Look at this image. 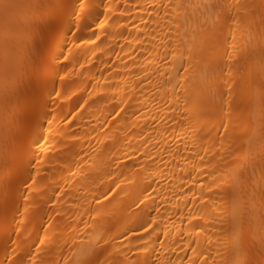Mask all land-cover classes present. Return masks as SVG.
Returning a JSON list of instances; mask_svg holds the SVG:
<instances>
[{
  "label": "bare ground",
  "instance_id": "6f19581e",
  "mask_svg": "<svg viewBox=\"0 0 264 264\" xmlns=\"http://www.w3.org/2000/svg\"><path fill=\"white\" fill-rule=\"evenodd\" d=\"M49 1L0 0V264H264V0Z\"/></svg>",
  "mask_w": 264,
  "mask_h": 264
},
{
  "label": "rangeland",
  "instance_id": "374dc122",
  "mask_svg": "<svg viewBox=\"0 0 264 264\" xmlns=\"http://www.w3.org/2000/svg\"><path fill=\"white\" fill-rule=\"evenodd\" d=\"M52 1H55V0H52ZM50 1L49 0H43V3H42V7H45L46 4H49ZM45 46L44 44V36H42V38L38 39L37 42H36V45L34 46V52H35V55L34 57H36V59H44V55L40 52V49ZM6 90H4L3 92H5ZM12 108H9L7 110V112H9ZM2 149V153H4V148H1ZM1 153V154H2ZM7 169H9V167H3L1 170H0V173H2L3 171H7ZM260 200V199H259ZM11 200H9L10 202Z\"/></svg>",
  "mask_w": 264,
  "mask_h": 264
},
{
  "label": "snow or ice",
  "instance_id": "6c2138e0",
  "mask_svg": "<svg viewBox=\"0 0 264 264\" xmlns=\"http://www.w3.org/2000/svg\"><path fill=\"white\" fill-rule=\"evenodd\" d=\"M3 264H8V258L5 259V261L3 262ZM12 264H15V261H12Z\"/></svg>",
  "mask_w": 264,
  "mask_h": 264
}]
</instances>
